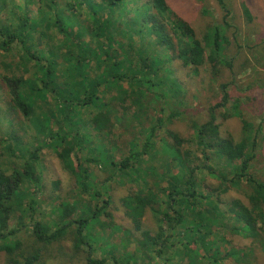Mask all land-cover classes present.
<instances>
[{
  "label": "trees",
  "instance_id": "obj_1",
  "mask_svg": "<svg viewBox=\"0 0 264 264\" xmlns=\"http://www.w3.org/2000/svg\"><path fill=\"white\" fill-rule=\"evenodd\" d=\"M222 5L225 8L224 25H218L219 22L214 20L212 34L198 39L186 20L175 22L169 15L166 0H150L145 5L148 9H140L142 5L138 9H125L133 17L131 21H123L129 30V39L118 45V54L113 49L117 44L113 35L106 37L107 47L100 44L105 29L95 35V50L72 43L79 47V51L75 53L72 50L65 69L54 61L49 62L44 74L46 82L42 90L36 91L44 96L47 91L57 95L61 120L67 127L77 130L73 134L76 140L68 144L65 143L68 135L54 134L52 148L64 170L76 178L89 199L94 202L106 193L94 191L90 182L91 169L86 168L83 161L109 171L106 182L112 180L110 178L116 172L128 176L129 173L135 175L139 169H146L149 173L144 177L138 176L144 189L138 192L131 184V193L123 199L124 214L133 224L129 228L105 222L104 218L109 216L114 223V217L108 211L112 203L109 199H104L101 206L97 205L90 212L85 206V209L79 207V203L70 197L56 199L59 204L54 224L48 226L34 217L37 203L34 197L25 211L31 216L33 238L38 246L61 241L67 248V244L72 242L73 246L67 252L74 249L84 255L86 251L85 264H109L107 258L99 259L95 255L92 235L96 228L109 226L126 232V236L133 235L135 244L128 239L129 248L138 246L137 251L149 262L158 258L166 264H173L175 260L178 264H227L225 259L228 258V264H251L249 259L256 256L257 251L248 250L256 243L264 256V181L258 179L252 169L264 145L263 121L255 123L250 120L242 113L237 101L229 116L241 119L242 133L239 139L221 136L214 112L229 103L226 83L221 86L222 102L210 108V120L198 126L196 123L188 124L189 133L184 135L173 129L176 113L172 111L177 108L176 100L185 98L180 94L182 85L171 74L161 77V71L168 67L165 65L172 64V61L194 69L210 63L213 74H218V60H222L230 43L228 32L232 28L233 13L232 9ZM243 10L251 19L250 11ZM69 11L67 9V13ZM76 22L72 17L68 26L73 27ZM56 24H59V32H64L60 19ZM98 30L102 28L98 26ZM130 31L140 36L139 41L133 39ZM7 33L0 27V38H9L4 40V46H0L3 49L14 41ZM70 34L74 40L78 38L72 31ZM99 51L105 57H101ZM52 55L61 56L56 52ZM29 56L30 59L36 58L32 54ZM228 67L233 72L232 59ZM92 71L96 72L94 76ZM61 79L63 82L57 86ZM5 83H10L16 109L29 118L32 104L37 103L32 93L21 91L19 79ZM137 92V97L131 95ZM169 111L172 112L168 114ZM152 116L156 117L153 119ZM132 117L140 118L139 126L125 124L132 122ZM80 124L83 131L78 129ZM84 152H87L86 157H82ZM161 158L169 159L172 168L161 173L156 172L159 169L154 164L143 165ZM33 159L37 160V156ZM215 160H225L226 163L218 162L215 166ZM200 171L208 173L210 180H217L219 185L212 188L206 178L197 179ZM24 176L17 171H6L0 154V251L6 253L8 264L42 263L40 252L43 249L37 248L26 256L25 251L30 249L22 242H9L16 237L15 231H8L11 217L17 210L24 211L23 199L37 194L33 189L28 195L21 188L25 178L37 183L34 169L27 167ZM165 182L167 186H164ZM34 190L35 194H32ZM224 198H228V208L223 205ZM148 213L155 216L158 227L154 235L143 227V219ZM221 231L223 233L219 236ZM208 236L213 239L208 240ZM234 236L249 240L250 246H235ZM129 248L122 257L126 259L125 264H135L137 255L134 249L129 251ZM167 248L171 249L168 257L165 253ZM118 258L113 257L115 264H118Z\"/></svg>",
  "mask_w": 264,
  "mask_h": 264
},
{
  "label": "rangeland",
  "instance_id": "obj_2",
  "mask_svg": "<svg viewBox=\"0 0 264 264\" xmlns=\"http://www.w3.org/2000/svg\"><path fill=\"white\" fill-rule=\"evenodd\" d=\"M150 0H0V27L6 30L7 35H11L14 41L9 42L6 49L0 47V154L1 161L6 171H17L23 176L27 167L34 169L37 183L30 182L25 178L21 186L23 193L30 195V191L35 189L32 194L24 200V211L17 210L9 221L8 231H15V238L9 242L20 241L29 252L25 251L26 256L33 254L37 248L43 249L42 263L37 264H85L84 256L86 251L76 252L72 248V242L67 244L55 242L45 246H38L33 238V229L31 216L27 214L25 208L28 207L31 200L36 199V220L51 226L54 224L56 207L59 204L56 199L73 198L79 203V207L95 210L97 205L101 206L104 199H109L112 203L108 211L114 217V223H111L109 216L104 218L106 223L111 226L117 225L120 228L133 227L132 222L125 216L123 199L131 193L130 185L133 184L136 191H142L139 175L143 177L149 173L146 169L135 171L128 176H122L116 172L109 182H106V173L99 166L87 164L83 161L86 168H90L94 191L106 193L98 196L92 202L88 193H84L77 184L76 178L68 171L64 170L60 160L56 157L54 149V134L60 136L68 135V142H74L76 138L73 134L77 131L67 127V124L61 120L58 109L60 101L54 93L47 91L45 96L37 92L46 82L45 73L49 62L54 61L60 68H66V61L72 50L77 53L79 47H90L92 50L97 48V43L93 42L97 33H106L100 38V44L107 47L106 37L113 35V41L117 43L113 46L117 54L120 51L118 45L128 41V28L123 21H131L133 15L125 9H148L145 5ZM169 7V15L177 22L179 19L186 20L195 30L196 37L202 39L204 35L212 34L213 21L219 22L218 25H224L225 8L232 9V28L228 32L230 43L224 50L221 61L218 60V74H213L212 64L197 69L184 66L182 63L172 61V64L165 65L167 69L161 71V77H168L170 74L177 79L182 88L180 94L185 97L183 100H176L177 108L175 112L173 129L186 135L188 134L187 125L196 123L202 125L210 120V108L218 102H222L223 93L221 86L228 83L230 100L225 107H219L215 110L216 123L219 125L220 134L225 138L233 137L239 139L242 133V122L238 117H230L234 111V103L239 102V108L242 113L248 115L249 119L255 123H264V0H166ZM221 2V3H220ZM248 9L251 19L245 15L243 9ZM67 9L70 11L67 13ZM130 12V13H129ZM211 14H210V13ZM75 17L77 22L68 26L70 18ZM60 22L65 29L59 32ZM101 23H100V21ZM99 21V24L97 23ZM228 22V19L227 21ZM98 26L102 28L98 30ZM70 27V29H69ZM77 35L71 36L70 32ZM68 35H65L67 34ZM131 32V31H130ZM132 37L139 41V35ZM4 40H9L8 36L0 38V46H4ZM78 43L79 47L72 45ZM229 46V49H228ZM61 54L56 57L53 54ZM35 55V59H30L29 55ZM101 57H105L99 51ZM91 55V54H90ZM233 61V72L228 67L229 61ZM164 68V67H163ZM96 74L92 71V75ZM7 78V79H6ZM19 79L21 80V91L25 94L32 93L35 104H32L30 117H25L22 112L16 109L13 103V94L11 93L10 83L5 81ZM63 80L58 81L61 85ZM133 97L138 96L131 94ZM66 106V104H64ZM35 109H38L37 111ZM172 111H169L170 114ZM151 114V112H150ZM49 115V116H47ZM85 116V114H83ZM153 119L156 116H152ZM51 120V121H50ZM138 117H132V122H125L128 126H139ZM81 131L84 130L82 124L78 126ZM163 131V130H162ZM71 133V135H70ZM74 139V140H73ZM87 143V142H86ZM88 144V143H87ZM89 145V144H88ZM257 159L252 167L256 177L264 181V145L260 149ZM37 160H34V156ZM87 152L82 154L86 157ZM160 161V162H158ZM215 166L218 162L226 163L225 160H215ZM154 164L159 171L163 173L172 168L173 164L169 159H158L147 161ZM223 165V164H222ZM214 166V167H215ZM176 172V171H174ZM150 173L155 174L154 171ZM25 177V176H24ZM207 179V184L212 188L219 185L217 180H210L208 173L201 171L197 174V179ZM167 182L164 186H167ZM93 192V191H92ZM57 202V203H56ZM223 202L228 208V198ZM56 204V205H55ZM54 208L52 209V207ZM85 206V207H84ZM144 228L152 231V234L158 232L155 222V216L148 213L143 219ZM21 223H24L23 226ZM228 233V222H227ZM223 231L219 234L221 236ZM100 234V235H99ZM126 232L114 227L106 226L104 229L96 228L93 230L95 241V255L99 259H108L109 264H115L113 257L118 258V264H125L126 259L122 256L128 251V239L135 244L133 235L126 236ZM97 236L102 237L99 238ZM213 239L208 236V240ZM235 246H250V241L240 236H234ZM8 242V243H9ZM256 245L248 251H257L256 256L249 260L251 264L260 262L264 264L262 250ZM138 247V246H137ZM137 247L131 246L136 257L135 264H166L164 260L152 259L151 262L144 258ZM171 249H165L166 256ZM225 253V249H222ZM204 253V251H201ZM135 261V260H134ZM175 260L173 264H178ZM228 264V258L225 259ZM188 263V262H185ZM0 264H8L7 255L0 251ZM172 264V263H168ZM196 264V263H193Z\"/></svg>",
  "mask_w": 264,
  "mask_h": 264
}]
</instances>
